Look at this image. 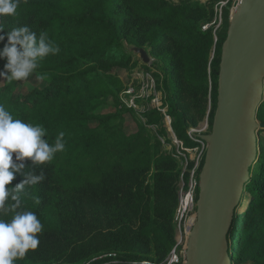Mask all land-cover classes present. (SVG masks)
<instances>
[{"label":"trees","instance_id":"16d2710c","mask_svg":"<svg viewBox=\"0 0 264 264\" xmlns=\"http://www.w3.org/2000/svg\"><path fill=\"white\" fill-rule=\"evenodd\" d=\"M213 17L212 4L190 0L180 5L168 0H20L15 16H0L1 22L13 27L28 25L38 36L46 33L60 49L36 70L47 75L41 80L44 85L12 81L0 86V103L14 116L43 125L50 144L60 132L65 142V150L50 162L30 165L26 161L29 167L24 171L34 170L37 175L43 171L45 179L21 194V208L34 211L44 227L38 234L39 247L16 264H79L101 250L89 236L103 222L116 227L100 234L107 239L110 254L116 255L111 262L128 264L138 259V254L148 253L142 248L145 243L152 242L160 258L174 248L179 163L163 152L160 142L152 146L146 126L138 123V131L127 134L125 116L133 115V110L109 114L98 110L109 97L121 104L118 96L127 83L119 71L138 67L124 49L126 40L140 48L148 45L155 56H170L167 89L180 103L186 101L199 119L206 117L213 99V126L227 38L225 33L215 43L212 31L201 32V24ZM166 42H172L173 48H164ZM214 46L211 91L208 65ZM5 62L0 60V70ZM21 86L26 93L19 91ZM167 101L175 136L187 148H195L187 132V112L170 98ZM144 116L149 125L162 129V136L170 135L161 112L151 109ZM257 119L264 126V100ZM259 147L263 154L259 174L251 177L239 208L245 198L250 202L241 215L237 210L228 236L233 264H264V147ZM251 171L253 175L254 167ZM22 179L18 176L12 184ZM132 216L140 218L137 229L130 226Z\"/></svg>","mask_w":264,"mask_h":264},{"label":"water","instance_id":"95a60500","mask_svg":"<svg viewBox=\"0 0 264 264\" xmlns=\"http://www.w3.org/2000/svg\"><path fill=\"white\" fill-rule=\"evenodd\" d=\"M125 49L150 66L147 49ZM264 100V0H238L222 46L217 108L199 175L196 218L186 264H233L228 236L259 156L258 110Z\"/></svg>","mask_w":264,"mask_h":264},{"label":"rangeland","instance_id":"374dc122","mask_svg":"<svg viewBox=\"0 0 264 264\" xmlns=\"http://www.w3.org/2000/svg\"><path fill=\"white\" fill-rule=\"evenodd\" d=\"M169 2L180 5L184 3L186 0H168ZM193 2H201L203 4L213 5L214 8V17L210 20V22L201 24V32L207 33L212 31V35L214 36L215 43L219 41L220 36L228 32L230 19L232 13L234 11V4L238 0H190ZM230 16V19H229ZM0 26L3 27L4 31H9L13 28L10 22H1ZM127 41H123L124 49L125 43ZM132 45V44H131ZM164 48L168 50L172 47V42H166ZM150 57L152 58V64L150 66L143 65L139 60L138 56L132 55L133 62H138L137 68H132L128 71H119L123 80L127 83L126 91H123L118 96L120 98L121 104H116V100L113 97H109L107 100L106 105L99 108L98 112L103 114L109 113H125L126 110H133V115H126L124 124L126 126L127 134H133L138 131V123L142 124L143 126L147 127L152 146H157V143L160 142L163 147V152L170 153L174 156L176 161L179 163L181 175L179 176V180H177L175 184L176 194L178 203L175 209V218H174V226H175V242L176 244H181V250H183L184 246L188 242V234L187 230L189 228L190 222H192L193 218L195 217V212L191 211L190 207L187 208L185 215L183 216L184 210L181 209L180 202L182 199L186 200L188 195L190 194L191 185H193L194 181L199 179V171L202 165L203 160L199 161L202 150L204 148L201 142L196 141V136L202 134H209L212 130L211 121L213 116V99H210L209 110L204 119H199V116L191 111L189 105L186 101H181V103L177 100V98L173 95L172 91L168 90V86L165 81L169 78L172 66L169 65L171 62V57L164 55L162 57L155 56L152 52V49L146 45L145 47ZM125 51L130 54L126 49ZM162 54H164L162 52ZM216 57V46L210 52V61L208 65V76H209V85L211 91L214 90V80H213V68L212 62ZM142 66V68H141ZM131 79V81H128ZM133 80V81H132ZM137 81V82H136ZM6 83H11L7 80H0V86ZM24 82H30L36 86L44 85L40 79L37 78L35 73H33L27 80ZM136 82V83H135ZM24 84V83H23ZM20 92L26 93V88L21 86L19 89ZM162 95L164 97V102H166V106L169 108V101L170 98L173 103L178 107L180 111L186 113L189 128L187 132L190 137L194 140V142H198L196 148L187 149L186 145L183 142H180L178 138L170 132L168 136H162L161 131L162 129L157 126H151L148 123V119L144 116L146 112L150 111L152 100L154 96ZM150 95V96H148ZM144 96V97H143ZM259 122V121H258ZM260 123V122H259ZM261 124V123H260ZM262 125V124H261ZM171 139L172 143H168V140ZM259 144L264 147V127L260 128L258 131V146ZM263 161V154L259 147V156L258 160L254 165V175L259 174L260 165ZM195 176L193 177V175ZM198 190V189H197ZM196 190L195 199L197 198L198 192ZM250 202L248 198H245L243 202L242 208L238 209V214L241 215L247 209V205ZM242 222V219H240ZM140 225V218L136 216H132V220L130 222L131 228L137 229ZM115 225L111 223H99L95 230L89 237H92L97 242L95 244L96 247L100 248L101 250L91 257L81 260L83 262H89L93 260H105L102 264H117L118 262L112 261L110 259L114 258L115 254H110L108 249V241L107 239L102 240L100 234L102 232H108L115 229ZM175 244V245H176ZM142 248L144 250H148V253L142 252L138 254V259L132 260L128 264H134L143 261H151L158 264H165L170 253L166 255L164 258H160L161 256L156 255V247L152 242L142 244ZM171 252V251H170ZM114 253H120L118 251ZM141 258V259H140ZM109 259V260H106ZM127 264V263H123ZM254 264V263H251Z\"/></svg>","mask_w":264,"mask_h":264},{"label":"clouds","instance_id":"9594fccd","mask_svg":"<svg viewBox=\"0 0 264 264\" xmlns=\"http://www.w3.org/2000/svg\"><path fill=\"white\" fill-rule=\"evenodd\" d=\"M19 4L20 0H0V16H15ZM0 44L3 45L0 60L6 61L0 70V80L9 82L27 80L47 56L60 51L46 33L38 36L28 25L15 26L10 31L0 26ZM36 74L40 80L47 79L44 73ZM46 134L43 125L17 118L0 103V264H16L39 247L38 234L44 226L34 211L21 208V194L45 179L43 171L38 175L34 170L24 171L29 167L26 161L30 160V165H43L65 150L63 132L54 144L45 139ZM18 176L23 179L12 184Z\"/></svg>","mask_w":264,"mask_h":264},{"label":"built area","instance_id":"2783aa9c","mask_svg":"<svg viewBox=\"0 0 264 264\" xmlns=\"http://www.w3.org/2000/svg\"><path fill=\"white\" fill-rule=\"evenodd\" d=\"M148 96H150V95H148ZM151 108L153 110H157V111L162 113V115L165 118V123H166L167 127L169 128V131L173 135H175L173 132V128H172V119L168 115V107L166 106V102H164V97L161 94L159 96H156V95L154 96V99L152 100ZM196 138H197L196 141L201 142L204 146L202 153H201V156H200V159H199V161H201V160L205 159L207 145L198 136H196ZM198 142H196V143L198 144ZM187 149H190V148H187ZM192 149H194V148H192ZM194 176H195V174L193 175V177ZM198 188H199V179L195 180L193 185H191L190 194L188 195L186 200H184V199L181 200V202H180L181 209L184 210L183 216L185 215L188 207H190L191 211H193V212L196 211L195 193H196V190ZM197 192H198V190H197ZM195 218H196V212H195V217L193 218L192 222H190L189 228L187 230L188 238L190 235V230H191V228L195 222ZM186 248H187V244L184 246L183 250H181V244H176L174 246V248L171 250L170 255H169L165 264H186ZM96 262H98V260L83 262V263H79V264H95ZM134 264H158V263L151 262V261H143V262H138V263H134Z\"/></svg>","mask_w":264,"mask_h":264}]
</instances>
